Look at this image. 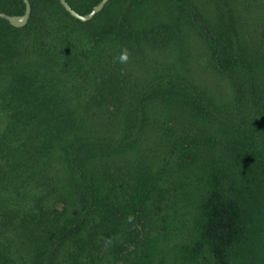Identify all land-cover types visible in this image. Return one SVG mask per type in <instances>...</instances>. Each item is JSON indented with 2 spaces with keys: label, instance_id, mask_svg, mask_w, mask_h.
<instances>
[{
  "label": "trees",
  "instance_id": "obj_1",
  "mask_svg": "<svg viewBox=\"0 0 264 264\" xmlns=\"http://www.w3.org/2000/svg\"><path fill=\"white\" fill-rule=\"evenodd\" d=\"M29 1L0 16V264H264V0Z\"/></svg>",
  "mask_w": 264,
  "mask_h": 264
},
{
  "label": "water",
  "instance_id": "obj_2",
  "mask_svg": "<svg viewBox=\"0 0 264 264\" xmlns=\"http://www.w3.org/2000/svg\"><path fill=\"white\" fill-rule=\"evenodd\" d=\"M109 0H101L98 2L89 12L85 14H81L74 10L67 2V0H61L60 3L66 8L67 11L70 12L71 15L74 17L86 21L94 17L98 12L102 10L106 2ZM25 3V9L22 14L18 15H7L5 13L0 12V16L2 18L6 19L12 26L14 27H23L24 25L27 24L30 13H31V5L29 0H24Z\"/></svg>",
  "mask_w": 264,
  "mask_h": 264
},
{
  "label": "clouds",
  "instance_id": "obj_3",
  "mask_svg": "<svg viewBox=\"0 0 264 264\" xmlns=\"http://www.w3.org/2000/svg\"><path fill=\"white\" fill-rule=\"evenodd\" d=\"M117 60L120 64H127L130 60L129 50L125 47L121 50L120 55L117 57ZM131 217H129V221H131Z\"/></svg>",
  "mask_w": 264,
  "mask_h": 264
}]
</instances>
